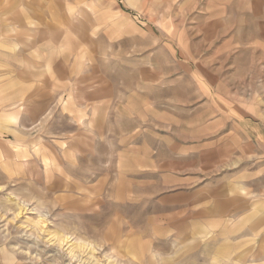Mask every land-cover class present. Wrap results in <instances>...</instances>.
I'll return each instance as SVG.
<instances>
[{"label": "rangeland", "instance_id": "rangeland-1", "mask_svg": "<svg viewBox=\"0 0 264 264\" xmlns=\"http://www.w3.org/2000/svg\"><path fill=\"white\" fill-rule=\"evenodd\" d=\"M0 264H264V0H0Z\"/></svg>", "mask_w": 264, "mask_h": 264}, {"label": "crops", "instance_id": "crops-1", "mask_svg": "<svg viewBox=\"0 0 264 264\" xmlns=\"http://www.w3.org/2000/svg\"><path fill=\"white\" fill-rule=\"evenodd\" d=\"M121 189L119 188V187H117L116 189H115V192H114V196L117 198L118 196V199H122V197L120 196V194H121V191H120ZM134 197H139V196H132V195H128V198H134ZM140 198V197H139ZM154 219H156V218H154ZM158 220V219H157ZM170 226H172L171 224H169L168 225V227H167V229L170 227ZM161 225H159V227L155 230V232L156 233H162V232H164L165 230H167V229H161Z\"/></svg>", "mask_w": 264, "mask_h": 264}]
</instances>
